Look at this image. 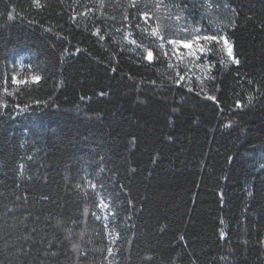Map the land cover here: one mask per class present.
Instances as JSON below:
<instances>
[{"label": "trees", "instance_id": "1", "mask_svg": "<svg viewBox=\"0 0 264 264\" xmlns=\"http://www.w3.org/2000/svg\"><path fill=\"white\" fill-rule=\"evenodd\" d=\"M0 264H264V0H0Z\"/></svg>", "mask_w": 264, "mask_h": 264}, {"label": "snow or ice", "instance_id": "2", "mask_svg": "<svg viewBox=\"0 0 264 264\" xmlns=\"http://www.w3.org/2000/svg\"><path fill=\"white\" fill-rule=\"evenodd\" d=\"M35 2H36V6L39 7V0H35ZM160 6H161V4L158 3L157 7H160ZM145 16H147V13H145ZM9 18L10 19L12 18L11 14H9ZM177 19H179V17H177ZM157 31H158L157 29H153L152 34L156 35ZM185 31H187V29H185ZM194 31L195 32H199L200 30L199 29H194ZM201 40L205 42L204 46H202L200 44ZM221 41H223V46H224V49L227 52L228 57L232 58V62L233 63H239V61L235 60V58L233 57L232 45L228 42V40L226 38L218 36V35H194L192 37V39L187 41V42H184V41H169V43H172V44H183L184 48H187V49L191 50L188 54L192 55V56H195L197 50L199 52H201V53L205 52L206 50L210 51L211 49L210 48H206V45H210L213 42L220 43ZM160 47H163V45H160ZM163 54L167 55L166 52L163 53ZM147 59L148 60H152L153 59V54H152L151 50L147 51ZM31 79L33 81H39L40 77L39 76H33ZM181 79H183V77H181ZM12 80H13V83H16V84H25V83H27L26 80H17L15 76L12 77ZM5 91H7V90H5ZM213 99H215V98L213 97ZM249 99H251V98H249ZM92 187H95V185H92ZM104 206L107 207V205H104ZM109 251L111 252V249H109Z\"/></svg>", "mask_w": 264, "mask_h": 264}]
</instances>
